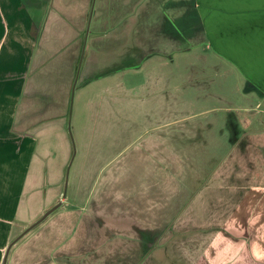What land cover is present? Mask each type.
Here are the masks:
<instances>
[{
	"label": "crops",
	"instance_id": "0c3cea01",
	"mask_svg": "<svg viewBox=\"0 0 264 264\" xmlns=\"http://www.w3.org/2000/svg\"><path fill=\"white\" fill-rule=\"evenodd\" d=\"M92 17L112 28L85 39ZM87 40L109 66L77 76ZM120 69L164 116L112 104L108 136L135 131L85 182L78 160L66 199L50 139ZM262 103L264 0H0V264H264Z\"/></svg>",
	"mask_w": 264,
	"mask_h": 264
},
{
	"label": "rangeland",
	"instance_id": "374dc122",
	"mask_svg": "<svg viewBox=\"0 0 264 264\" xmlns=\"http://www.w3.org/2000/svg\"><path fill=\"white\" fill-rule=\"evenodd\" d=\"M93 10V8H92ZM90 7V12L92 11ZM108 11H111L110 8H108ZM127 12V9L118 10L117 16L118 18H124V14ZM106 16V15H105ZM104 16V17H105ZM114 16V15H113ZM104 19V20H103ZM100 19L98 20L97 27H96V20L92 17L90 20L86 21L85 23V39H87V35L93 33H96L99 28L101 27H108L109 30H111L112 26L110 22H112V19ZM106 21L108 23H106ZM110 26V27H109ZM89 39V38H88ZM83 48H82V56L79 61V67L77 68V76L83 75L85 76L84 69L86 66L91 62V65H95L94 72L101 71L104 67L109 66V61H106L104 63L103 58L99 55L96 57V59L92 58V61L89 60L88 54L89 50L92 48L90 40L83 41ZM113 48V47H109ZM111 62V61H110ZM116 62V61H115ZM114 62V63H115ZM112 63V62H111ZM113 63V64H114ZM121 70V69H120ZM84 71V72H83ZM80 72V73H79ZM115 73H118L116 71ZM119 73L127 74L129 73L130 79H128L125 83L126 86H123L120 81H122L118 77H109L106 76L107 79H115L117 82H109L107 87L105 85H98V84H90L92 87L81 85L79 87V92H75V97L71 98L69 103V111L66 118V128H67V135H66V145L67 147L62 149H58L56 147V138L53 137L50 139V144L52 147L51 150V157L56 158L54 161H59L60 163L63 160V157L66 155L64 160L67 162L66 165L63 167L64 172V186L63 191L66 193V199L69 197L70 194H72V183L74 180V170L77 165L78 160H81L82 162H87L86 168L82 169V182L86 181V176L88 175V166L95 165L96 163H100L102 160H106L107 156L111 154V152L103 151L101 146L106 145H114L116 142V139L118 141H122L123 138H128L127 136L130 133H134V126H131L127 130H122L118 137L116 136H108L111 132H116L117 130L114 128L107 129V123L114 114H110V111L112 109V104H115V109L120 111V104L123 102L124 104L132 107L130 109H127L129 112L128 118L131 121H135V123H143L145 126L146 124H149L150 122V116L152 117V121L155 120L156 115L164 116L162 112L160 111V108H158L159 103H153V100H146L145 103L142 104H132V99H130V96H133L135 93L138 92L139 89L132 88L134 85L133 83V72L129 71L127 69H123L119 71ZM105 79V78H103ZM87 80V79H84ZM126 80V79H125ZM103 81V80H101ZM99 82V81H98ZM84 84V83H83ZM78 91V89H77ZM124 99V101H121ZM220 103H226V102H220ZM220 103H214L220 104ZM228 106V104H227ZM259 111L263 112L264 110V103L258 106ZM136 109L138 111H144L145 115H142L141 117L137 112H133L132 110ZM190 107H185L180 110V106L178 108L179 112H185L190 111ZM126 115H122V118L120 120V123L126 122ZM264 119V118H263ZM261 121L257 122V124H260ZM264 127V125L260 126L259 128ZM127 135V136H126ZM259 140H263L264 136L258 137ZM70 146V148L68 147ZM112 146L109 148L111 149ZM72 151V152H71ZM81 157V159H78ZM42 201V200H41ZM198 200H194V202L197 204ZM44 203V201H42ZM69 203V202H68ZM192 204L193 208L195 206ZM44 214V213H43ZM21 219V217L19 218ZM27 232V231H26ZM25 232V233H26ZM23 233V234H25ZM22 234V233H21Z\"/></svg>",
	"mask_w": 264,
	"mask_h": 264
}]
</instances>
